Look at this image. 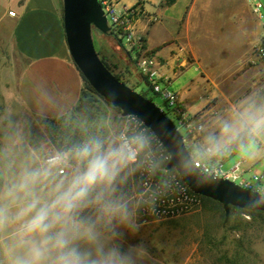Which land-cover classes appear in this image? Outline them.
Wrapping results in <instances>:
<instances>
[{"label": "clouds", "instance_id": "clouds-1", "mask_svg": "<svg viewBox=\"0 0 264 264\" xmlns=\"http://www.w3.org/2000/svg\"><path fill=\"white\" fill-rule=\"evenodd\" d=\"M109 96L115 118L70 120L55 146L0 118V264H145L140 214L157 216L174 182L217 183L214 160L255 156L264 143L256 93L184 132L168 120L149 124ZM44 103L58 110L54 98Z\"/></svg>", "mask_w": 264, "mask_h": 264}, {"label": "rangeland", "instance_id": "rangeland-1", "mask_svg": "<svg viewBox=\"0 0 264 264\" xmlns=\"http://www.w3.org/2000/svg\"><path fill=\"white\" fill-rule=\"evenodd\" d=\"M6 5L5 0H0V12ZM130 7L139 11L135 30L145 42L144 34L136 27L138 22L148 17L144 4L136 0ZM165 35L159 30L152 40L158 43ZM262 37L264 24L256 20L248 0H197L194 7L187 8L181 22L174 26L167 43L176 45L177 63L184 61L180 70L197 66L198 73L194 67L190 71L203 78L201 87L207 96H211V104L223 105L238 96L239 89L234 84L246 79L247 75H242L255 63L252 59L253 46ZM92 40L98 57L114 75L158 106L180 132L185 131L163 100L153 93L149 85L140 82L133 55L123 46L119 33L103 35L93 29ZM7 42V37L0 42V118L7 113L12 120H17L21 119L20 114L15 110L6 112L4 106L16 103L12 97L13 82L23 64ZM251 78L255 79L254 76ZM175 87L171 84L167 88L173 91ZM244 88L243 85L239 93ZM83 100L85 110L76 108L55 119L37 118L28 126L32 139L55 146L70 120L94 122L118 115L116 110L88 91ZM199 115L191 118L192 124L206 122ZM237 154L245 157L240 152ZM231 165L226 160L222 170L228 171ZM230 220L228 225L222 226L218 211L214 207L205 209L200 202L191 212L177 218H139L143 226L136 239L148 251L145 264H264V217L252 219L247 215H232Z\"/></svg>", "mask_w": 264, "mask_h": 264}, {"label": "crops", "instance_id": "crops-1", "mask_svg": "<svg viewBox=\"0 0 264 264\" xmlns=\"http://www.w3.org/2000/svg\"><path fill=\"white\" fill-rule=\"evenodd\" d=\"M5 1L7 5L0 12V42L7 37V45L19 56L23 66L13 82L12 97L16 103L4 106V110L17 111L21 119L13 121L23 122L27 127L37 118L55 119L69 114L80 100L83 81L65 44L61 0ZM135 1L120 0L127 6L134 5ZM140 1L143 2L148 17L138 22L136 27L144 34L146 48L153 52L152 55L160 63V73L169 80V86H176L172 92L177 94L178 103L189 118L200 114L199 118L211 122L218 114L234 108L253 93L264 96V68L255 62L242 75H247L246 79L234 84L239 89L238 96L232 98V101L226 98L227 102L223 105L211 104V96H207L205 89L201 87L200 81L203 78L197 74L198 67L191 65L180 70L184 61L177 63L174 53L176 45L167 43L172 37L174 26L181 22L187 8L194 7L197 0ZM9 12L14 13V16H9ZM159 30L166 35L161 41L154 43L153 35ZM191 67L197 73H192ZM243 85L245 90L239 93ZM46 97L57 101L58 110H52L44 103ZM220 107L222 109L218 111ZM6 114L2 118L8 117ZM237 152L221 158V165L226 160L232 164L229 169L238 165L243 178L250 180L257 177L264 190V143L255 156L242 157Z\"/></svg>", "mask_w": 264, "mask_h": 264}, {"label": "water", "instance_id": "water-1", "mask_svg": "<svg viewBox=\"0 0 264 264\" xmlns=\"http://www.w3.org/2000/svg\"><path fill=\"white\" fill-rule=\"evenodd\" d=\"M61 15L65 44L71 61L93 92L113 108L109 94L114 91L118 96L117 103L136 111L149 124L168 120L171 127L173 122L158 106L118 81L100 61L94 49L92 30L103 35L113 36L114 33L107 25L97 0H61ZM181 181L191 193L220 204L224 223L229 219L230 208L264 213V193L242 188L224 179L202 188H195L184 180Z\"/></svg>", "mask_w": 264, "mask_h": 264}, {"label": "built area", "instance_id": "built-area-1", "mask_svg": "<svg viewBox=\"0 0 264 264\" xmlns=\"http://www.w3.org/2000/svg\"><path fill=\"white\" fill-rule=\"evenodd\" d=\"M248 1L256 20L264 24V1ZM97 2L101 6L107 20V25L110 27L111 31L113 30L114 34L119 33V36L122 38L123 46L132 53L139 75L145 79L153 93L163 100L178 124L184 127L185 130L191 129L194 125L191 123V118L185 114L182 107L179 105L177 94L168 90L169 80L160 75V64L158 60L153 55L149 54L147 48L144 47L145 42L142 36L135 30V24L139 20V11L136 8L122 4L120 0H97ZM8 15L14 16V13L9 12ZM252 59L254 62L260 63L262 68H264V37L259 39L253 46ZM262 80H264V78H262ZM196 139L197 137L195 135L189 137L191 142H195ZM211 167L218 173L220 179L229 180L248 190L257 191L259 193L264 192L259 185L260 180L257 177H253L250 180L243 178L238 170V165L232 167L228 171H223L220 160H214ZM143 181L153 185L157 183L155 177H144ZM200 202V198L191 193L180 180L179 186L174 182L173 187L168 190L167 194L158 202L157 216H151L147 212H142L140 218H177L191 212Z\"/></svg>", "mask_w": 264, "mask_h": 264}, {"label": "trees", "instance_id": "trees-1", "mask_svg": "<svg viewBox=\"0 0 264 264\" xmlns=\"http://www.w3.org/2000/svg\"><path fill=\"white\" fill-rule=\"evenodd\" d=\"M116 35V34H115ZM150 55H152L153 54V52H150L149 53ZM100 61L104 64V66L107 68V70L118 80V81H120V82H122L123 84H125L123 81H121L120 80V78L118 77V76H116V75H114L113 73H112V71L110 70V68L107 66V64L104 62V61H102L101 59H100ZM81 79H82V81H83V90H82V93H81V97H80V100H79V102H78V104L76 105V107L74 108V109H76V108H79V109H84V107H85V104H84V100H83V98H84V96H85V92L86 91H88L89 93H91L92 95H95L97 98H99L94 92H93V90L90 88V86L84 81V79L81 77ZM140 82H144L145 84H147V82L145 81V79L144 78H142L141 76H140ZM126 85V84H125ZM140 95H142L144 98H146L145 97V95H143V94H140ZM100 99V98H99ZM105 103V102H104ZM106 104V103H105ZM108 105V104H107ZM109 106V105H108ZM110 107V106H109ZM73 109V110H74ZM113 109V108H112ZM85 110V109H84ZM114 110H116V109H114ZM117 112H118V110H116ZM119 114V113H118ZM235 152H237V151H233L232 153H235ZM221 159V158H220ZM199 198H200V200H201V202H202V204H203V207L205 208V209H207V208H210V207H214L217 211H218V213H219V216H220V224L222 225V226H226V225H228L230 222H231V220H230V217L232 216V215H235V216H241V215H247V216H249L250 218H256V217H264V213H260V212H246V211H243V210H239V209H236V208H230V214H229V219H228V221H227V223H224V213H223V210H222V208H221V206H220V204H218V203H216V202H214V201H212V200H210V199H207V198H203V197H200V196H198ZM241 220V219H240Z\"/></svg>", "mask_w": 264, "mask_h": 264}]
</instances>
